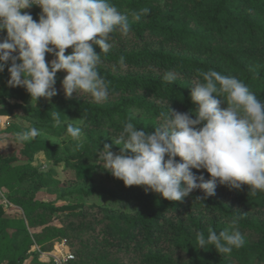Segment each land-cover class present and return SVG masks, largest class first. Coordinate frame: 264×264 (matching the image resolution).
<instances>
[{
  "label": "trees",
  "instance_id": "1",
  "mask_svg": "<svg viewBox=\"0 0 264 264\" xmlns=\"http://www.w3.org/2000/svg\"><path fill=\"white\" fill-rule=\"evenodd\" d=\"M111 2L129 14L131 28L127 35L114 33L113 48L100 53L98 68L109 82L107 100L97 103L76 93L66 98L60 83L66 73L58 72V94L31 104L25 89L7 84V70L0 73V116L24 121L13 120L0 130V139L14 138L29 127L41 130L22 143L24 160L0 152V264L36 261L62 239H69L74 250L65 264H129L124 259L129 255L141 264H264V191L252 194L248 185L241 190L220 185L205 201L196 199L201 190L169 201L143 186H125L98 164L96 154L104 143L115 142L129 119L151 132L168 103L179 112L194 110L191 82L202 80L200 74L210 69L237 77L264 102V0ZM144 8L148 13L133 20L131 13ZM28 11L38 20L39 7ZM172 69L180 76L170 84L163 74ZM53 112L68 123L84 120L82 147L66 137V126H55ZM39 152L73 170L76 182L63 184L52 169L35 166ZM200 171L207 178L206 170ZM42 190L55 199L39 198ZM3 197L21 214H9ZM93 197L106 200L92 206L100 214H91L87 201ZM209 227L217 232L235 227L255 233L257 239L243 237L244 245L229 254L195 247L196 232L206 234ZM174 251L184 253L185 259L175 258Z\"/></svg>",
  "mask_w": 264,
  "mask_h": 264
},
{
  "label": "clouds",
  "instance_id": "2",
  "mask_svg": "<svg viewBox=\"0 0 264 264\" xmlns=\"http://www.w3.org/2000/svg\"><path fill=\"white\" fill-rule=\"evenodd\" d=\"M34 5L41 10L38 20L22 11ZM148 11L133 12L132 19L138 21ZM130 28L129 14L111 0H0V73L7 70V84L25 89L38 102L58 94L57 73L64 72L60 83L66 98L76 93L103 102L109 98V82L98 68L100 53L113 48L114 33L127 35ZM46 54L55 58L47 61ZM200 75L202 80L191 82L194 110L179 112L168 103L151 132L129 119L115 142L97 149L98 164L125 186H143L169 201H182L194 190H201L196 199L205 201L220 185L230 190L248 185L252 194L264 191V102L235 76L212 69ZM179 76L172 69L163 80L173 84ZM52 116L55 126H66L67 136L82 147L84 120L73 124L62 121L58 112ZM38 135L40 129L29 127L14 139L24 143ZM113 145L119 150L113 151ZM200 170H206L207 178ZM195 240V247H214L220 254L245 243L235 227L219 232L209 227L206 234L197 231Z\"/></svg>",
  "mask_w": 264,
  "mask_h": 264
},
{
  "label": "rangeland",
  "instance_id": "3",
  "mask_svg": "<svg viewBox=\"0 0 264 264\" xmlns=\"http://www.w3.org/2000/svg\"><path fill=\"white\" fill-rule=\"evenodd\" d=\"M54 58L55 57L53 54H46L47 61H50ZM30 103L33 104L34 101L31 100ZM13 120L20 122V123L22 122L24 123V121L20 117L15 118L11 116H0V130L7 128ZM66 137L68 138L69 136H67L66 134ZM21 147H22V143H17L14 138L0 139V152H2L3 154H15L19 160H24L26 156H24V154L21 152ZM33 164L42 170L52 169L55 172L56 177L59 180H61L63 184L69 185V184H74L76 182L75 173L73 170L66 169L63 165L54 164L53 162L47 159L44 152H39L36 154ZM38 197L43 200H53L55 199L56 196L53 194H50L46 190H42L38 193ZM3 202L9 214H21V209L15 204H13L12 202L8 201L5 197H3ZM103 202H106V200L97 198V197L88 199L87 204L91 206L90 208L91 214H94V215L98 213L100 214L99 209L97 207L92 208V206L101 204ZM57 225L60 226L61 224L58 223ZM240 232L244 238H248L250 240L257 239V235L253 232H250V231H240ZM63 240L64 239H62L61 241ZM61 241H59L58 243H60ZM68 251L74 254V250L71 248L69 239L67 241L66 246H63L60 249L55 248L54 246L51 251L40 253L38 260L32 261V258H30L24 264H65L66 261H64V257L67 256ZM169 251L173 252L172 250H169ZM174 256L175 258L185 259V255L182 252L174 251ZM124 259L129 264H141L138 261L137 257H135L134 255L124 256Z\"/></svg>",
  "mask_w": 264,
  "mask_h": 264
},
{
  "label": "built area",
  "instance_id": "4",
  "mask_svg": "<svg viewBox=\"0 0 264 264\" xmlns=\"http://www.w3.org/2000/svg\"><path fill=\"white\" fill-rule=\"evenodd\" d=\"M33 7H38V6H33ZM29 9H27V10H22V11H28ZM67 245V240L66 239H64L63 241H61L60 243H58V244H56L55 245V248H61V247H63V246H66ZM73 257V254L70 252V251H68V253H67V256H65L64 257V261H68L69 259H71Z\"/></svg>",
  "mask_w": 264,
  "mask_h": 264
}]
</instances>
